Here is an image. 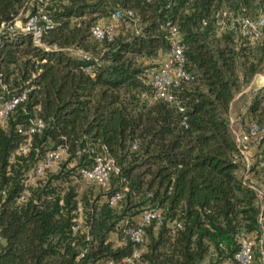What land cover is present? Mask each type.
I'll return each mask as SVG.
<instances>
[{
  "label": "trees",
  "instance_id": "trees-1",
  "mask_svg": "<svg viewBox=\"0 0 264 264\" xmlns=\"http://www.w3.org/2000/svg\"><path fill=\"white\" fill-rule=\"evenodd\" d=\"M39 2L0 0V22ZM224 7L260 13L264 0H47L44 45L27 32L0 33V95L27 88L0 123V264H131L124 258L135 248L137 264H236L241 233L264 246L248 176L258 172L264 188V131L250 143L255 159L244 170L228 115L241 83L262 68L264 42L219 31L213 13ZM116 8L134 15L123 12L111 38H93L92 24ZM167 20L178 25L192 74L173 88L172 101L152 98L149 82L169 46ZM263 100L264 83L247 106L261 126ZM36 115L45 127L11 160L23 139L18 124ZM59 144L66 151L58 162L28 181ZM101 152L119 167L106 187L79 172ZM116 191L123 195L113 205L108 196ZM155 208L162 217L145 224L142 242L124 236L125 226Z\"/></svg>",
  "mask_w": 264,
  "mask_h": 264
},
{
  "label": "built area",
  "instance_id": "built-area-1",
  "mask_svg": "<svg viewBox=\"0 0 264 264\" xmlns=\"http://www.w3.org/2000/svg\"><path fill=\"white\" fill-rule=\"evenodd\" d=\"M36 9L33 12L18 13L17 15L0 22V33H30L35 43L44 45L42 36L46 28L51 23L49 14L44 10V4L47 0H39ZM260 1V0H257ZM126 13L129 17H133L134 12L131 9L122 10L116 8L108 20H97L91 26V36L95 39H109L117 30V22L122 13ZM216 26L219 31H231L235 38L239 41L245 42L248 39L251 41L264 42V11L260 13H246L240 10H234L229 7L216 9L213 13ZM206 21L203 20V23ZM169 38V46L167 50L161 54L157 59V64L150 69L149 82L151 85V97L160 98L168 101L174 100L173 88L183 81H188L192 78L191 72L186 67L185 47L182 42L181 32L178 25L170 20L165 22ZM83 57H90V54L85 51H79ZM89 70V67H87ZM264 76V74L259 73ZM4 88L5 85L1 84ZM27 88L21 93L12 95L10 97H3L0 95V123H3L8 117L9 113L15 108L16 104L23 100L26 95ZM45 120L42 116L36 115L32 117L28 123L18 124V132L23 135L18 147L11 152L9 158L14 159L15 153L26 151L29 149L32 141V136L39 133L45 127ZM264 125L261 126L257 121H250L246 129L239 130L236 134V141L243 154V158L248 160L244 149L242 148L249 143L256 145L262 136ZM135 145V143L133 144ZM66 147L59 144L55 148H50L45 155L38 159L35 165L27 172V180L31 181L37 176L44 174L45 170L55 165L62 157ZM258 164L264 166V160L260 157ZM249 167L245 163V169ZM243 170V168H242ZM79 172L81 176L93 182L96 185L106 187L110 182L112 174L119 172V167L114 159L106 152H101L95 156L94 163L91 167H80ZM252 186L256 189L258 196L262 195L261 188ZM128 189L127 186L124 187ZM122 191H116L108 196L109 203L115 205L121 199ZM26 197V192H22L18 200H23ZM162 212L159 208L145 209L141 212L139 221L135 225L125 226L123 228L124 236H128L134 242H142L145 236V224L151 219L156 218L160 220ZM260 223V232L258 241H264V212L261 206V211L258 217ZM179 224V223H178ZM77 224L73 225L76 230ZM240 245L234 254L236 264H254V246L256 237L251 234L241 233ZM140 250L135 248L131 256L124 259L131 264H137L135 258H138ZM101 264H114L113 260L105 259Z\"/></svg>",
  "mask_w": 264,
  "mask_h": 264
},
{
  "label": "rangeland",
  "instance_id": "rangeland-1",
  "mask_svg": "<svg viewBox=\"0 0 264 264\" xmlns=\"http://www.w3.org/2000/svg\"><path fill=\"white\" fill-rule=\"evenodd\" d=\"M264 11V8L259 10V12ZM99 20H103L100 18ZM79 50V49H78ZM149 62V61H148ZM262 68L259 69L257 72H255L250 80L248 82L243 81L241 83L240 88L234 95V98L231 101L230 109H229V122L230 127L232 131L234 132L235 136L239 132V130L245 129L247 122L250 120H256V117L250 118L247 114V106L251 102L252 97L255 95V93L259 90L260 84L264 83V76L259 75V73L264 74V61L261 64ZM263 106H264V100H263ZM250 143L242 148L244 149L245 154H247L248 160L245 161V163H248L249 165L254 161V153L255 151L246 152V150L249 149ZM251 148V147H250ZM264 170V169H263ZM258 173V172H257ZM256 172L252 173V179L254 181V184L256 187L261 188L262 195L259 196L258 201L260 202L261 206L264 208V188L262 180L259 177V174ZM261 174V173H260ZM262 175V174H261ZM263 178V176H262ZM115 237V235H113ZM262 243H260L261 245ZM261 250L260 255H257V249ZM255 263L254 264H264V246H258L257 240L255 243ZM208 262L205 261L204 264H207Z\"/></svg>",
  "mask_w": 264,
  "mask_h": 264
},
{
  "label": "crops",
  "instance_id": "crops-1",
  "mask_svg": "<svg viewBox=\"0 0 264 264\" xmlns=\"http://www.w3.org/2000/svg\"><path fill=\"white\" fill-rule=\"evenodd\" d=\"M248 147H249V149L246 150V152H249V153H250L251 150H252V151H255V148L253 147V145H249ZM250 147H251V148H250ZM246 156H247V154H246ZM248 176H249V177H252V172H249V173H248Z\"/></svg>",
  "mask_w": 264,
  "mask_h": 264
}]
</instances>
